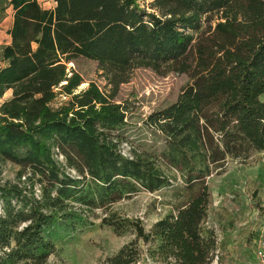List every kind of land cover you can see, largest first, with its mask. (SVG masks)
Wrapping results in <instances>:
<instances>
[{"label":"trees","instance_id":"1","mask_svg":"<svg viewBox=\"0 0 264 264\" xmlns=\"http://www.w3.org/2000/svg\"><path fill=\"white\" fill-rule=\"evenodd\" d=\"M8 9L0 163L19 171L0 183V264H45L59 235L95 221L134 236L103 264H212L207 179L264 152V0H151L150 11L138 0H0V20ZM77 58L97 64L109 95L93 83L76 93L82 79L66 64ZM141 68L189 79L144 121L163 140L158 155L119 151L127 123L112 100ZM161 191L170 210L148 230L114 211Z\"/></svg>","mask_w":264,"mask_h":264},{"label":"rangeland","instance_id":"2","mask_svg":"<svg viewBox=\"0 0 264 264\" xmlns=\"http://www.w3.org/2000/svg\"><path fill=\"white\" fill-rule=\"evenodd\" d=\"M138 4L145 11H150L151 0H138ZM40 5L44 9L53 6L46 1ZM219 18V15H211L207 21L214 27ZM11 23L12 12L8 9L0 20V54L2 47L9 44L7 32ZM5 66L0 55V69ZM66 68L67 72L76 73L82 79L76 93L93 83L105 95L110 94L111 87L95 62L77 58L66 64ZM188 83L186 75L157 74L142 68L132 71L129 81L119 86L112 100L121 106L127 123L117 133L123 139L119 146L121 154L128 155L134 150L155 155L161 152V136L147 128L144 121L149 115L173 104ZM12 93V90H7L0 97V105L11 100ZM63 100L57 98L53 108H58ZM18 171L19 168L10 163H0V183H17ZM207 184L211 194L208 224L215 230L218 243L212 264H264V152L254 154L244 164L228 161L222 171L207 179ZM171 203L169 191L140 192L115 205L114 211L139 219L148 230L170 210ZM133 238L131 233L116 236L95 221L83 232L59 235L55 251L45 264H103Z\"/></svg>","mask_w":264,"mask_h":264},{"label":"built area","instance_id":"3","mask_svg":"<svg viewBox=\"0 0 264 264\" xmlns=\"http://www.w3.org/2000/svg\"><path fill=\"white\" fill-rule=\"evenodd\" d=\"M56 158H57V160L59 161V162H63V158H62V156H56ZM72 174H73V172H71Z\"/></svg>","mask_w":264,"mask_h":264}]
</instances>
